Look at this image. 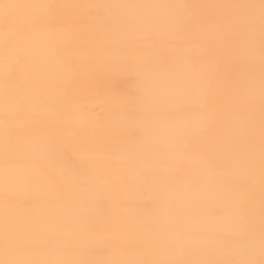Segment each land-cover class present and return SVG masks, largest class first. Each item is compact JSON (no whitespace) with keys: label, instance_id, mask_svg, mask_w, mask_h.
<instances>
[{"label":"bare ground","instance_id":"bare-ground-1","mask_svg":"<svg viewBox=\"0 0 264 264\" xmlns=\"http://www.w3.org/2000/svg\"><path fill=\"white\" fill-rule=\"evenodd\" d=\"M7 2L65 7L54 27L26 28L25 63L17 67L10 57L7 80L0 23V260L10 258L6 227L31 242L18 258L238 260L250 201L259 260L260 0ZM47 13L9 11L21 25ZM178 15L192 23L189 30L177 26ZM70 73L79 86L73 102L87 105L85 112L62 95ZM17 93L28 101L19 115ZM41 128L101 149L106 167L96 170L112 193L102 211L74 172L27 157Z\"/></svg>","mask_w":264,"mask_h":264},{"label":"snow or ice","instance_id":"snow-or-ice-1","mask_svg":"<svg viewBox=\"0 0 264 264\" xmlns=\"http://www.w3.org/2000/svg\"><path fill=\"white\" fill-rule=\"evenodd\" d=\"M44 8L48 10L47 15L31 18L26 25L19 24L13 17L9 15L12 9H31ZM65 7L64 5L49 3L43 5L32 4H13L7 0H0V9L3 10V16L0 17V23L4 28L3 49L5 56V78L9 79L12 71L9 67V58L11 57L17 67H22L25 63L24 49L27 47L28 35L26 28L48 27L52 28L56 24V12L58 9ZM126 7H142L138 5H128ZM177 9L188 7H196L189 5H173ZM241 7L254 8L256 5H243ZM260 105H261V129H260V176H261V223H260V259L256 260L254 246V203L249 202L247 210L244 212L246 220V232L243 234L247 238V246L242 250V258L238 260H166V261H146L139 259H126L121 261L110 262V264H264V0H260ZM254 18L248 17L247 23L251 25ZM175 23L185 30L192 27V23L185 20L182 16L175 18ZM254 39L251 30L249 31L250 43ZM255 65L249 63L248 71L254 72ZM76 78L70 73L65 84L61 88L62 95L71 104L73 111L85 112L87 105L74 103V97L78 90ZM17 105V113H23L27 104V97L23 93H17L12 98ZM9 103V93L5 92V126L10 118L7 111ZM5 150H8V133H5ZM26 155L29 159L37 156L44 159L45 162L60 168L67 172L72 171L78 178L79 185L92 194L94 200L93 207L96 211H102L104 204L111 196V189L108 184L106 174L98 173L96 167H106V158L101 154V149L97 146L90 145L79 135L73 134L70 141H65L57 136L54 132L46 128H41L38 133L31 137L30 143L26 149ZM86 157L91 161V166L81 162V158ZM254 153L251 149V141H249V151L247 155V163L251 166ZM251 190V188H250ZM31 242L23 241L9 230L5 229L3 239V250L8 259L0 260V264H98V262L78 261V260H36L27 258H18L17 254L20 249Z\"/></svg>","mask_w":264,"mask_h":264}]
</instances>
